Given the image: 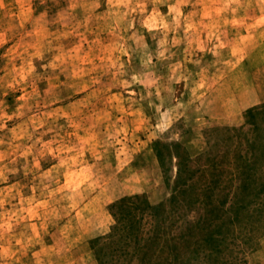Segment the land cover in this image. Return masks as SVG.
Instances as JSON below:
<instances>
[{"label":"rangeland","instance_id":"1","mask_svg":"<svg viewBox=\"0 0 264 264\" xmlns=\"http://www.w3.org/2000/svg\"><path fill=\"white\" fill-rule=\"evenodd\" d=\"M226 130L264 147V0H0V264H99L113 205L160 203L174 145L197 167ZM251 232L223 257L264 264Z\"/></svg>","mask_w":264,"mask_h":264},{"label":"trees","instance_id":"2","mask_svg":"<svg viewBox=\"0 0 264 264\" xmlns=\"http://www.w3.org/2000/svg\"><path fill=\"white\" fill-rule=\"evenodd\" d=\"M227 131L223 132L224 149L197 167L184 161L183 149L174 145L178 175L170 195L160 203L143 205L127 197L113 205L115 222L110 233L93 241L99 264L244 261L238 258L239 252H230L228 259L223 255L242 228L253 231L242 238L249 245L257 239L256 230L264 229V217L256 219L264 211V147H255L248 138L245 147L231 148L236 135ZM136 209L148 217L145 223L136 217Z\"/></svg>","mask_w":264,"mask_h":264},{"label":"crops","instance_id":"3","mask_svg":"<svg viewBox=\"0 0 264 264\" xmlns=\"http://www.w3.org/2000/svg\"><path fill=\"white\" fill-rule=\"evenodd\" d=\"M257 102H259V101H254V102H252L251 104L249 103V104H247L246 106H252L253 104H255V103H257ZM238 110V109H237ZM223 118H226V117H223ZM221 120V119H220ZM222 120H225V119H222Z\"/></svg>","mask_w":264,"mask_h":264}]
</instances>
